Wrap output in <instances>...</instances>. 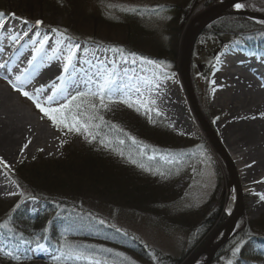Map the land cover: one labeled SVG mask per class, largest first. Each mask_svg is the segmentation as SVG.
<instances>
[{
    "label": "rangeland",
    "instance_id": "rangeland-1",
    "mask_svg": "<svg viewBox=\"0 0 264 264\" xmlns=\"http://www.w3.org/2000/svg\"><path fill=\"white\" fill-rule=\"evenodd\" d=\"M219 1L223 0H0V12L14 10L20 17L7 16L10 22L17 21V25H22L27 20L28 23L24 25H35L37 20H41V26L65 30L70 34L64 36L76 42L82 48V53H86L90 47L105 50L119 48L122 51H117L118 54L134 53L147 61H156V65H160L157 67L160 79L177 89L179 117L190 124L189 129L175 122L173 115L176 114L167 113L157 100L151 99L147 101L153 102L148 105L153 111L147 112L131 98L133 105L139 107L140 115L122 102L110 103V110H100L99 115L107 123L96 130L97 136L99 130L103 134H113L110 139L119 145L114 147L126 157L127 167L132 173L129 177L135 185L133 188L130 186L128 193L133 195L135 202L129 199L132 200L131 204L121 205L113 200L114 195L112 201L88 196L72 205L76 209L62 208L56 215H49L44 225L47 232H53L48 229L49 224L62 234L71 233L66 231L73 229L75 233H84L85 230L104 235L111 228L121 235L120 239L130 249L120 246L119 249L107 248L105 254L100 251L90 253L87 250L89 247L81 245L80 240L72 241L62 250L72 253L63 257L65 264H91L93 260L99 264H184L232 217L225 211L229 194L236 190L232 170L196 119L178 68L183 26L193 16ZM248 1L244 2L245 7L239 12L224 16L229 18L220 28L204 30L193 50V87L205 119L220 141L222 137L218 126L223 119V110L215 103L212 83L217 64L222 58L236 56H252L264 61V23H261L264 18L254 15H264V0ZM169 6L183 10L181 13L185 14L184 17L176 19L172 11L166 9ZM123 47L145 56L124 51ZM0 88L10 90L16 103L40 124L46 125L54 140L46 146L42 143L16 159H9L8 153L0 148V158L3 160L0 178L7 185V189L0 194V224L8 225L0 228V264H55L50 260L43 262L30 254L24 255L28 249L25 244L13 248L11 239L16 237L12 227L25 222L22 214H18L20 218L17 215L14 220L15 214L21 211L37 213L43 207L41 202L25 195L13 176L18 175L21 167L22 170L30 167L33 172L41 173L47 167L42 166L41 162L61 160L68 154L82 160L87 156L89 144L98 139H86V132H69L66 128L58 127L36 107L33 100L16 91L12 83L1 75ZM113 99L119 100L120 97L113 96ZM65 102L66 98L51 105L41 103L46 107H59ZM156 109L160 115H157ZM164 122L167 126H161ZM121 140L124 143H120ZM126 144L127 152L122 149ZM106 156L113 157L112 160L117 157L111 151ZM150 162L154 165L150 166ZM62 167L49 165L50 169L45 174L64 180L68 169ZM61 169H65L63 173L55 171ZM236 174L240 181L237 169ZM242 189L244 191L243 186ZM247 193L251 194L252 191ZM243 198L244 211L233 230L221 238L212 251L209 249L202 254L196 264H229V261L231 264H264V258L259 260L253 256L255 251L264 253V207L253 208L257 197L245 195ZM240 241L244 242L243 246L233 256V248ZM7 251H13L20 256V260L6 256ZM50 253L55 257L61 256L62 252L56 247ZM77 255L80 259H76Z\"/></svg>",
    "mask_w": 264,
    "mask_h": 264
},
{
    "label": "bare ground",
    "instance_id": "bare-ground-1",
    "mask_svg": "<svg viewBox=\"0 0 264 264\" xmlns=\"http://www.w3.org/2000/svg\"><path fill=\"white\" fill-rule=\"evenodd\" d=\"M239 11L235 6L226 10L228 14ZM2 22L0 75L18 85L20 81L17 77L27 81L23 87H28L26 91L37 96L40 102L47 103L49 96H54V101H60L75 91L93 88L105 74L110 73L117 92L114 96L134 98L136 101L157 100L164 111L176 114L173 115L175 122L190 129V124L179 117L177 89L160 79L156 64L148 63L139 56L118 54L113 49L90 47L82 53L80 47L73 66L68 73H64L67 47L76 45V42L46 26L32 23L17 25V21L10 22L6 17L2 18ZM13 36L17 39L13 40ZM45 36L48 37L46 41ZM41 42L43 47L36 52ZM61 75L65 76L63 81L57 79ZM213 81L215 103L223 110V119L218 126L221 141L236 165L244 188L243 196L257 197L253 208L259 209L264 207V61L252 56L222 58L217 64ZM38 89L41 91L37 92ZM53 141L47 126L40 124L17 104L10 90L0 88V148L8 153V158L16 159L42 143L46 146ZM245 188L252 193L248 194ZM6 189L7 185L0 178V194ZM236 207L235 190L229 194L225 211L233 215ZM230 230L229 225L217 230L210 244L211 251ZM39 251L41 249L36 253L41 254Z\"/></svg>",
    "mask_w": 264,
    "mask_h": 264
},
{
    "label": "trees",
    "instance_id": "trees-1",
    "mask_svg": "<svg viewBox=\"0 0 264 264\" xmlns=\"http://www.w3.org/2000/svg\"><path fill=\"white\" fill-rule=\"evenodd\" d=\"M5 6L6 9H9V7L7 8V5ZM166 9L171 10L176 19H179V16L183 18L185 15L181 13V11L183 10L180 11V9L176 6H169ZM5 12L18 15L14 10ZM228 18L229 17L227 16L217 19L216 21L212 22L206 29H212L216 27L220 28ZM63 31L67 32L65 30ZM246 45L250 46V43H247ZM123 50L129 53L135 52L128 47H123ZM135 53L141 56H145L143 53ZM125 107L140 115L134 105L132 107H129L128 105ZM143 118L145 119V117ZM161 126L167 125L164 122L163 124H161ZM160 129L164 128L161 127ZM115 133L117 134L118 132L116 131ZM112 136L113 134L111 133L103 134L102 131L99 130V136L96 137L98 141L93 143L91 142L89 144V151L87 153V156L82 160L68 154L61 160L41 162L42 166H47L45 167L46 170L42 171L41 173L35 171L33 172V170H30V167H28L29 171L28 169L22 170V167L18 169V175L13 176L14 181L18 183L21 189L24 190L25 195L38 198L44 202V210L40 212V215L42 217L33 219L28 217L25 218L24 216H22L24 217L25 222L23 221L20 226L18 225V227L13 224V231L15 234L19 235L17 236L18 238H25L34 243L47 240V242H49V245H56L62 250H65V244L69 245L72 241L80 240L82 242L81 245L89 247L87 250L90 253H96L100 251V253L105 254L104 251H106L107 248L119 249L120 246L129 248L128 244L120 239L121 235L115 233V231H113L111 228H108L105 231L107 234L104 235H102L103 233L99 235V233L85 230L83 234L74 233V231L72 233L59 234L50 230H48L49 232H47V228H45L44 225L45 220L47 217H49V215H56L57 212L62 208L76 209L75 207H72V205H76L77 202H80L78 199L83 200V198L88 196L98 197L103 200L106 199L107 201H110L112 199L111 197H113L114 195L115 197L113 198V200H117L121 205L131 204L132 200L129 199H133L132 202H135V198L132 197L133 195L128 193L129 191H131L130 186L131 188H133L135 183L129 177L131 172L127 167V159L122 152L114 147V145L117 144L115 143V140L111 141L110 138ZM102 140H104L105 143H101ZM108 141H111V143H107ZM157 144L160 145L159 143ZM154 147L158 148V146ZM122 149L125 152L129 151L127 144ZM110 151L114 153V156H117L114 160H112L113 157L106 156L109 155ZM49 165H52L56 168L58 166H66V168L68 169L66 172L67 178H65L64 180H58L57 178L48 177V175H46L45 173H48V169H50L48 168ZM153 165L154 164L150 162V166ZM63 170L65 169L55 171L63 173ZM55 176H58V174ZM9 208L11 209L12 207ZM17 215L18 213L13 217L14 220L17 219ZM18 218H20V216ZM115 234H117V236L119 237H117ZM125 240H127V238H125ZM253 256L257 257V259L260 260V258H264V253L261 250L255 251L253 253Z\"/></svg>",
    "mask_w": 264,
    "mask_h": 264
},
{
    "label": "snow or ice",
    "instance_id": "snow-or-ice-1",
    "mask_svg": "<svg viewBox=\"0 0 264 264\" xmlns=\"http://www.w3.org/2000/svg\"><path fill=\"white\" fill-rule=\"evenodd\" d=\"M235 7L237 9H242L245 7L244 2H237L235 4ZM6 15L4 12H0V29L4 27V24L2 22V18ZM14 16V14H12ZM25 24L28 23L27 20L24 21ZM37 25H42L43 21L37 20L35 22ZM261 23H264V21H261ZM54 31H59L58 29H54ZM61 36H64V32H60ZM13 40H16L17 37L13 36ZM48 39L47 36H45L44 40L46 41ZM43 47V42H41L40 48L35 49L36 52H39L41 48ZM79 48V45H72L70 44L67 47V53L64 57L65 63L63 66V72L68 73L69 69L73 66V61L76 58V52ZM116 51H122V49H115ZM133 57L135 54H131ZM141 59H146L144 57H141ZM218 59V58H217ZM31 63V62H30ZM148 63L151 64H157L156 61H148ZM158 67L160 65H157ZM57 79L63 81L65 79L64 75H61ZM17 81H20V84L12 83V87L16 90L22 93L23 96L27 97L30 100H33L36 104V107L50 120H52L58 127L66 128L69 132H77L83 134L84 132L87 133L86 139L95 140L98 133L97 129L100 127L101 124L107 123L104 121V118L102 115H99L100 110H110L109 104L110 103H116V102H122L127 104L129 107L133 106V101L129 97H122L119 100H114L113 96L117 95L116 90L114 89V81L112 79V74H105L103 79L94 84L93 88H89L87 91H77L75 95H71L70 97L66 98V102L61 104L59 107H46L44 106L37 96H34L32 93H29L26 91L23 87L24 83L27 81H21L20 77H17ZM11 83V82H10ZM212 83H215V81H212ZM53 87L55 88L56 85L53 84ZM41 91L40 89L37 90V92ZM55 100L54 96H49L47 103L51 105ZM153 103L152 101H136V104H138L140 107H144L147 112L153 111L151 107H148L149 104ZM139 110V107L137 108ZM157 115H160L159 110H155ZM96 121H99L100 123H96ZM122 131V130H121ZM135 140V138H132ZM101 143H105L104 140L101 141ZM107 143H111V141H108ZM120 143H124V141H120ZM107 146V144H106ZM122 154V153H121ZM0 163H3L2 158H0ZM135 163V161H133ZM7 167V165H5ZM143 167V165H140ZM163 175V173H161ZM23 196V193H21ZM262 199H264V196H262ZM16 207H19V205H16ZM7 224L0 225V228H6ZM243 241L237 242L233 248V256L236 255V253H239L241 250V247L243 246ZM37 249H41L43 246L40 243H37L36 245ZM64 247H68L67 244L64 245ZM72 253H61V256H55L53 257V260L55 264H65L63 257L66 255H71ZM6 256L11 257L12 259H15L17 261L20 260V256L15 255L13 251H7L5 252ZM76 259H80V256L77 255ZM91 264H99L98 261H91ZM229 264H231V261H229Z\"/></svg>",
    "mask_w": 264,
    "mask_h": 264
},
{
    "label": "water",
    "instance_id": "water-1",
    "mask_svg": "<svg viewBox=\"0 0 264 264\" xmlns=\"http://www.w3.org/2000/svg\"><path fill=\"white\" fill-rule=\"evenodd\" d=\"M248 0H223L219 2H215L207 7L205 10L199 12L195 16H193L189 23L184 27L183 26V34L180 41V61H179V75L182 81V84L185 88V91L188 95L189 102L191 104L193 113L198 120L199 124L202 126L204 132L207 137L210 139L212 145L219 152V154L226 161L228 166L232 170L233 179L236 186L237 193V207L232 217L225 223V225H229L231 230H233L236 221L242 216L244 211V199H243V189L239 178L236 174L235 166L229 157L226 149L223 144L219 140L215 131L211 125L206 121L204 113L201 109V106L197 100L196 93L193 87L192 75H191V63H192V55L195 47V43L199 37V35L203 32L205 28L208 27L215 20L228 15L226 10L235 6L237 2H245ZM226 12V13H224ZM260 18H264V15L254 14ZM229 231V233L231 232ZM217 232V231H216ZM216 232L209 238L208 242L204 244L198 251L190 257L184 264H195L197 260L202 256V254L207 253L210 249V244L215 236ZM228 233V234H229Z\"/></svg>",
    "mask_w": 264,
    "mask_h": 264
}]
</instances>
